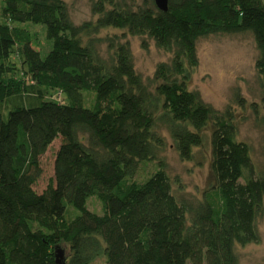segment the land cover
Returning <instances> with one entry per match:
<instances>
[{"label":"trees","instance_id":"obj_1","mask_svg":"<svg viewBox=\"0 0 264 264\" xmlns=\"http://www.w3.org/2000/svg\"><path fill=\"white\" fill-rule=\"evenodd\" d=\"M92 11L95 22L76 24L65 0H4L0 264H91L103 255L107 264H240L237 245L260 240L264 169L238 139L231 112L215 109L189 82L200 38L249 32L264 100V0H169L167 11L155 0H92ZM27 22L44 25L53 40L45 56ZM108 27L146 35L173 53L158 65L153 88L129 41L94 36ZM104 40L108 56L99 49ZM14 53L32 81L16 76ZM52 90L68 101L49 99ZM210 122L217 184L199 200L180 199L160 157L168 146L161 128L190 160ZM59 137L54 179L38 191L42 157ZM145 160L160 168L137 181ZM91 196L102 213L89 208Z\"/></svg>","mask_w":264,"mask_h":264},{"label":"rangeland","instance_id":"obj_2","mask_svg":"<svg viewBox=\"0 0 264 264\" xmlns=\"http://www.w3.org/2000/svg\"><path fill=\"white\" fill-rule=\"evenodd\" d=\"M71 16L76 24L86 21L95 22L98 18L92 11V0H65ZM148 2V1H147ZM4 0H0V22L6 18L3 13ZM35 38L36 48L45 56L53 47V40L47 36L46 27L42 24L27 22ZM102 38L115 37L116 42L129 41L134 57L135 67L145 82L153 88L155 75L161 62H170L173 53L161 48L156 41L146 35H133L127 29L108 27L98 34ZM84 40H88L84 36ZM99 49L108 56V41L104 40ZM200 64L195 69L189 88L200 91L203 99L220 112L229 110L233 122L238 129V139L247 142L256 169H264V100L260 76L256 69L259 49L252 33H218L202 37L198 41ZM13 61L18 66L16 76L32 81L26 76L22 58L15 54ZM48 98L67 102V98L59 90H52ZM94 99L92 92L86 93L88 104ZM8 114V111H6ZM214 123L204 128V144L194 149V158L183 159L175 148L174 140L166 128H161L168 146L161 153L166 169L171 177L174 193L180 198L199 200L204 192L217 184L213 170L212 133ZM62 137L57 138L42 157L44 173L35 184L38 191H43L55 176V159L62 143ZM159 160L141 161L139 170L133 179L144 181L159 169ZM244 181V180H243ZM98 196L88 200L89 208L98 213L103 212V206ZM74 214V210L71 211ZM260 240L246 245H237L240 264H264V205L257 218ZM64 257L71 255L70 246L63 244ZM91 264H107V256L98 257Z\"/></svg>","mask_w":264,"mask_h":264},{"label":"water","instance_id":"obj_3","mask_svg":"<svg viewBox=\"0 0 264 264\" xmlns=\"http://www.w3.org/2000/svg\"><path fill=\"white\" fill-rule=\"evenodd\" d=\"M156 5L164 11L169 9V0H155Z\"/></svg>","mask_w":264,"mask_h":264}]
</instances>
